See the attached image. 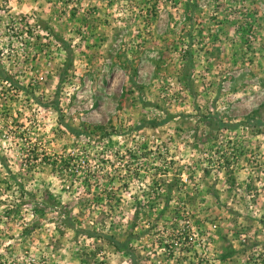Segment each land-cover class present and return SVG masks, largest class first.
<instances>
[{
  "label": "rangeland",
  "instance_id": "obj_1",
  "mask_svg": "<svg viewBox=\"0 0 264 264\" xmlns=\"http://www.w3.org/2000/svg\"><path fill=\"white\" fill-rule=\"evenodd\" d=\"M256 122L264 0H0V264H264Z\"/></svg>",
  "mask_w": 264,
  "mask_h": 264
},
{
  "label": "trees",
  "instance_id": "obj_2",
  "mask_svg": "<svg viewBox=\"0 0 264 264\" xmlns=\"http://www.w3.org/2000/svg\"><path fill=\"white\" fill-rule=\"evenodd\" d=\"M64 51H66V53H69V50H68V48L66 47V48H64ZM189 61V60H188ZM190 63V61L188 62V64ZM187 81V80H186ZM186 86L188 87L189 85L188 84H186ZM55 93H57V91L55 92ZM43 106H45V107H49V108H51L52 110H54V112H56V114H58V116H59V114H60V112H59V109H58V105H57V100H55V101H53V102H46V103H44V104H42ZM209 116H208V120H209V122H211V116H210V114H208ZM214 124H217L218 126H223V127H226V125L225 124H223V123H221V121L220 120H213L212 121ZM60 123V125H62L63 127H65L66 128V130L70 133V134H72V135H78L80 132L78 131V130H76L75 128H72L71 126H68V125H66V124H64V123H62L61 121L59 122ZM161 123V122H160ZM258 123H260V122H256V124H258ZM146 124H149L150 126H153V125H155V124H153L152 122H146ZM260 124H264V122H261ZM231 127V126H230ZM233 127V126H232ZM97 130H99V133H100V135H102V137L103 136H105V135H108V134H106L105 133V130H104V132L102 131V128L101 127H97L96 128ZM73 160V157L72 156H68L67 158H63V160L62 161H60V163L62 164L61 166H67V165H69L70 163H71V161ZM55 163V162H54ZM50 164H51V162H50ZM69 221V220H68ZM69 223V222H68ZM66 225H69V224H66ZM105 240H106V242L107 243H109L113 248H115V249H118V248H126L127 247V245L125 244V243H119V242H116V241H114L113 239V237L112 236H102Z\"/></svg>",
  "mask_w": 264,
  "mask_h": 264
}]
</instances>
